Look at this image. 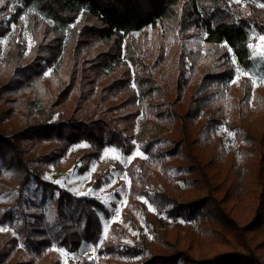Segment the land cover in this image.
Segmentation results:
<instances>
[{"label":"trees","instance_id":"1","mask_svg":"<svg viewBox=\"0 0 264 264\" xmlns=\"http://www.w3.org/2000/svg\"><path fill=\"white\" fill-rule=\"evenodd\" d=\"M242 2L244 5L233 0H5L7 6L14 4L16 11L11 21L6 19L9 9H0V38L7 36L11 22L18 21L25 7L33 6L44 15L45 20L49 19L62 25L75 24L82 15V20L85 21L82 26L88 33L89 41L109 47V53L87 60L91 75L86 73L85 65L80 75L77 70L78 51L73 53L72 46L68 49L62 44L63 34L59 29L51 28L47 20L37 15L32 16L33 25L40 28L35 29V26L33 31L37 47L31 57L35 55V60L30 58L31 62L23 66L21 60H17L13 77L6 82V87L0 90V101L6 96H11L12 106L20 92L40 87V78L45 70L43 64L53 67L56 75L68 66L70 82L66 84L59 76L55 85L60 88V92L55 98L51 90L49 102L44 101L38 92V98L29 100L30 105L35 107L37 104V109L40 107L38 113L43 121L38 125L28 123L24 133L21 132L13 138H4L0 133V155L6 169L12 173L15 183L23 187L30 181L31 176H34L18 145L20 139L33 136L51 139L56 136L65 141L67 147L86 141L88 149L84 157L87 162L98 159L101 151L107 146L116 147L125 155H130L135 149L134 142H138L147 159L131 162L128 173L134 184V193L142 194L150 200L149 191L138 187L136 174H144L149 182L152 179L149 173L151 170H166L170 160L181 162L183 152L194 154L196 142L192 139L193 125L198 121L199 133L210 132L222 124L232 112L234 120L239 124L237 138L242 144L245 173L250 185L248 200L252 205L260 204L264 196V100L245 78L241 82V98L235 100L236 96L231 97L227 86L225 89L226 83L235 76L232 55L239 65L249 68L250 30L254 27L264 34V6H261L264 5V0ZM149 30L156 31L150 38L147 36ZM195 32L200 34L206 45L204 56L200 49L195 54L190 51L183 53L184 42ZM137 33L139 35L135 37ZM77 36L76 31L73 40ZM78 42L80 41H74L75 49ZM15 48L16 46L13 47L11 57L15 54V58H20L22 54ZM149 49L157 52L151 66L155 71L151 72L143 71L142 66L137 63L144 60ZM127 63L133 67L140 65L141 72L138 71L132 76V70ZM120 65L124 69L122 77L113 85L104 88V93L100 94L101 99L104 96L103 103L107 96L117 95V103L107 107L97 104L93 114L84 112L83 118L78 119L76 114L83 107L87 94L96 90L97 80L103 78L105 71L112 72ZM3 67L0 56V74L4 70ZM206 67L209 68L207 72ZM202 73L205 75H201ZM199 76L202 78V91L209 85H216L219 91L216 97L212 98L213 95L206 93L201 97L194 94L193 80ZM87 86H90L88 93L85 90ZM74 89H78L80 95L72 115L53 121V111L69 100ZM162 93L166 96L162 97L165 103L162 102L163 99L155 98ZM157 99L159 101L152 102ZM146 100L152 107L151 121H146L136 133L137 119L143 113ZM165 105L167 107H164ZM202 112L207 116L202 118ZM13 113L14 108L4 109L2 119H11ZM26 116L31 121V113L27 112ZM162 129L170 132V148L158 153L156 134L163 131ZM250 148L256 150L254 156H251ZM196 160L200 163V158L194 154V163ZM112 165L122 169L117 163L109 162V167ZM212 165L215 164L207 163L205 166ZM102 166V170L108 168L107 164ZM35 174L36 181L43 185L45 192L59 193V197L53 201L59 228L46 227L42 224L43 219H36L38 221L33 224L32 229L29 226L18 229L24 249L33 252L36 257H41L55 242L70 253L78 252L84 243L99 245L103 226L97 211L109 216L106 207L95 199L76 196L52 183L44 182L37 173ZM97 179V184H101L103 178L98 175ZM152 199L160 212H169L174 218L183 217L189 221H198L201 231L206 230L205 225L210 226L209 231L219 236L216 245L222 242L227 244L223 245L224 247L230 248L231 245L235 250L215 252L216 254L203 262L195 259L189 252L190 248L165 256L153 253L152 244L155 242L143 234L140 237L141 247H123L119 251L107 245L99 251L98 264H109L106 256L114 252L131 259L125 264H261L257 254L263 250V246L254 243L249 228L253 219L244 223L241 200L234 196L230 188L213 201L211 197H196L191 201L179 202L175 196H168L163 192L154 193ZM169 206L171 209H168ZM142 210L146 220L153 227L163 225L162 220L149 211L146 205H142ZM18 213L23 212L20 210ZM5 215L2 217L3 221H14L12 211ZM131 220V224L139 228L136 218ZM174 227L176 231L172 241L168 237L169 229L164 228L162 232H156L157 243L175 249L179 246L178 239L182 231H185V234H194L180 223H176ZM9 242L2 246L0 264H10L9 261L14 256L17 240L13 238ZM17 264L33 263L20 261Z\"/></svg>","mask_w":264,"mask_h":264},{"label":"rangeland","instance_id":"2","mask_svg":"<svg viewBox=\"0 0 264 264\" xmlns=\"http://www.w3.org/2000/svg\"><path fill=\"white\" fill-rule=\"evenodd\" d=\"M233 1L243 3L242 0ZM5 7L12 9L6 18L12 21L13 14L16 11L14 4L7 6V3L4 2L3 6H0V9ZM35 15L45 20L44 15L35 7H25L18 21L11 22L10 31L7 36L0 38V56L2 65L4 66V70L0 74V90L5 88L6 82L10 81L13 77L17 60H21V66L29 64L31 62L30 58L35 60V55L31 57V53L37 47L33 32L36 25L32 23V16ZM82 19L81 15L77 19V22L71 25H62L49 19L45 20L51 28H57L63 34L62 44L66 48L69 49L72 46L73 53L78 51L77 70L80 75L84 65L86 66V73H91L88 68V59H96L97 56L103 53H109L108 46L99 44L96 41H89L88 33H86V29H83L82 26L85 21ZM37 28L40 30L38 26L35 29ZM81 29L82 31H80ZM76 31L78 36L73 40V34L75 37ZM155 33L156 31L149 30L147 36L150 38ZM138 35L137 33L135 37H138ZM261 36H264V34L256 28L253 27L250 30L249 50L251 66L249 68L239 65L234 55L231 57V62L235 68V76L234 79L226 83L225 89L227 86L231 97L236 96L235 100L242 97L243 86L241 82L244 78L251 82L252 88L264 100V40L261 39ZM76 40L80 42H78V46L75 49L74 41L76 42ZM171 43L173 44L174 42L171 40ZM14 46L22 54L20 58H15V54H13V58L11 57ZM182 47L184 48L183 53L190 51L195 54L200 49L202 56H204V52L207 50L200 34L196 32L184 42ZM154 48L156 49V47ZM72 57L71 53V62ZM156 57L157 52L149 49L144 60L137 63L142 66L143 71H155L151 66ZM127 64L132 70V76L138 73V71L141 72L140 65L133 67L130 63ZM43 67L45 70L40 78V87L29 88L26 91L20 92L17 95V100L12 103V106H10L11 96H6L0 101V133H2L4 138H13L21 132L24 133L23 131L26 130L28 123L30 125H38L43 121L40 113H38L40 107L37 109V104L35 107L29 104V100L39 97L37 92L43 97L44 101L49 102L48 98H50L51 90H53L52 94L54 98L60 92V88L55 85L59 76L66 84L70 82V68L68 66H65L57 75L53 67H47L45 64H43ZM207 70L209 68L206 67L205 72ZM123 71L124 69L121 65L112 72L105 71L103 78L97 80L96 90L93 93H88L90 86L86 87L85 90L88 94L83 107L79 111L77 110L78 113L76 115L78 119L83 118L84 112L88 115L93 114L97 104L102 105L101 107H107L117 103V95L111 94L107 96V99L103 103L104 96L101 99L100 94L104 93L102 92L104 88L113 85L115 81L119 80L122 77ZM201 79V76H199L193 80L192 91L194 94L201 97L206 93L207 95H213L212 98L216 97L219 94L216 85H209L207 89L202 91L200 87ZM161 86L163 87L164 85L161 84ZM79 95L80 91L74 89L69 100L53 111V121L70 117L76 108V101ZM159 96L156 95L155 98H159V100L163 99L162 102L165 103L164 98L166 96L163 93ZM159 100L157 99L152 102ZM149 104L148 100L144 101L143 113L137 119L136 133L141 130L146 121H151L150 110L152 107ZM8 107L14 108L13 116L9 120L2 119V112ZM164 107L167 106L165 105ZM27 112L31 113V121L27 119ZM206 116L202 112L201 117L204 118ZM238 125L234 120L232 112L231 115L225 118L222 124L210 132L199 133L197 121L192 128V139L196 142L194 154L200 158V163L197 160L194 163V154L188 155V153L183 152L181 162L170 160L166 170L160 169V172L158 169L151 170L149 173L152 179L149 182L144 174L137 171L140 173L136 174L138 187L149 191L150 200L142 194L134 193V184L128 173L131 162L138 159H147V155L143 152L138 142H135V149L130 155H125L116 147L107 146L101 151L98 159L87 162L84 157L88 149L86 141L67 147L65 141L60 140L56 136L51 139L40 138L39 136L20 139L18 145L21 147L24 160L27 162L30 170L34 172V176H31L30 181L25 186L20 187L12 178V173L6 169L4 160L0 155V222H2L0 223V228L6 229L0 230V251L4 243H10L9 241H12L14 238L17 240V245L14 248V256L9 261L10 264H17L20 261L32 262L33 264H98L100 261L99 251L107 245H111L119 251L123 247H141L142 242L140 237L145 234L147 239L155 242L152 244L153 253L167 256L177 250L190 248L189 252L194 255L195 259L203 262L216 254L215 252L222 253L229 250L234 251L235 249L231 245L230 248L224 247L223 245L226 246L227 244H223L222 242L216 245V242L219 241V236L209 231L211 228L208 225H205V231H201L200 222L198 221H189L183 217L174 218L169 212H160L152 197L154 193L163 192L168 196H175L179 202L191 201L196 197H211L213 201L214 198L219 199L222 193L230 188L234 196L241 200L240 208L243 210L242 220L244 223L250 222L253 219L252 225L249 227L250 233L254 243L263 246V250L257 255L260 263L264 264V196L258 205H252L248 200L250 185L247 182L248 179L245 173L242 144L238 142L237 138ZM162 130L156 134V138L158 139L156 150L158 153H163L170 148V132ZM231 132H234L235 135H230L229 133ZM249 152L251 156L256 154V150L253 148H250ZM109 162L117 163L122 169H117L114 165L109 167ZM207 163L215 165L207 167L205 166ZM103 164H107L108 168L102 170ZM35 173L44 182L52 183L73 195L95 199L106 207L109 216L104 212L97 211L99 212L98 214L103 226V235L99 245L94 246L84 243L78 252L70 253L66 249L59 247L55 242L41 257H36L33 252H28L24 249V243L20 238L18 229L24 226H29L32 229L33 224L38 221L36 219H43L42 224L46 225V227L59 228L53 204L54 199L58 198L55 195L57 192H45L43 185L36 181ZM110 174L117 178L114 183L108 186ZM117 174L126 175L121 178ZM98 175L101 176V179L103 178L101 184H97L99 183V179H97ZM195 179L198 180L194 181ZM120 189H123V191H119ZM142 205H146L149 211L155 213L162 220L163 225L153 227L146 220ZM168 209H171V206ZM20 210L23 212L22 214L18 213ZM11 211L14 214V221H3L2 217L6 216L5 214L11 213ZM133 217L138 221L139 228L131 224ZM176 223L185 225L186 229L193 231L194 234H185V231H182L179 235L180 239H178L179 246H176L175 249H172L171 246L163 247L157 243L156 232H162L164 228L169 229L168 237L170 240L174 239L173 235L176 231L174 226ZM242 225L244 224L242 223ZM133 233L136 234L134 235ZM125 241H129L130 243H126ZM144 257L147 258L146 256ZM107 258L109 264H125L128 260H131L119 252L107 255ZM180 264L184 263L181 262Z\"/></svg>","mask_w":264,"mask_h":264},{"label":"snow or ice","instance_id":"3","mask_svg":"<svg viewBox=\"0 0 264 264\" xmlns=\"http://www.w3.org/2000/svg\"><path fill=\"white\" fill-rule=\"evenodd\" d=\"M4 2H5V0H0V6H3V4H4ZM261 6H264V5H261ZM9 11H12V9L11 8H9ZM261 39L262 40H264V36H261ZM133 87H135V84H133L132 85ZM230 135H235V133L234 132H231V133H229ZM135 143V142H134ZM117 175H119V176H121V178L124 176V175H126V174H117ZM116 176H112L111 174H110V179H109V185L108 186H110L112 183H114L115 182V180H116ZM91 191V190H90ZM119 191H123V189H120ZM55 195L57 196V197H59V193L57 192V193H55ZM0 230H6V229H3V228H0ZM105 231H106V229H105ZM134 235L136 234V233H133ZM126 243H130L129 241H125Z\"/></svg>","mask_w":264,"mask_h":264}]
</instances>
